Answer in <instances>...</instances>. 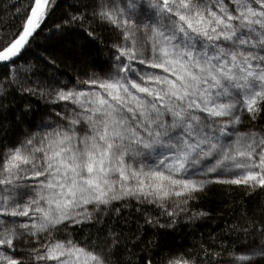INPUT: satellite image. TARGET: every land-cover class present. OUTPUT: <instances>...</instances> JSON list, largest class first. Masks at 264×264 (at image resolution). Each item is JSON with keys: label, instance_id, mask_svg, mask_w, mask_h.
Instances as JSON below:
<instances>
[{"label": "snow or ice", "instance_id": "6c2138e0", "mask_svg": "<svg viewBox=\"0 0 264 264\" xmlns=\"http://www.w3.org/2000/svg\"><path fill=\"white\" fill-rule=\"evenodd\" d=\"M66 8L0 0L15 21L0 27V264H264V210L202 255L149 231L208 216L193 202L210 185L264 195V0ZM41 36L64 38L44 68L71 60L74 78L28 59Z\"/></svg>", "mask_w": 264, "mask_h": 264}, {"label": "trees", "instance_id": "16d2710c", "mask_svg": "<svg viewBox=\"0 0 264 264\" xmlns=\"http://www.w3.org/2000/svg\"><path fill=\"white\" fill-rule=\"evenodd\" d=\"M13 2V0H9ZM65 5V10H67L66 5L71 3V0H61ZM3 19L0 20V27L8 24H13L15 21L12 19L11 13H5L0 10ZM64 38L60 36H54L52 40H46L44 36H41L38 41V45L35 48V54L29 56L28 59L31 60L37 67L38 71L44 72L45 74L55 73L61 80H69L74 78L75 72L73 71V63L71 60L60 65L57 70L54 67L44 68L42 62L39 59V54L48 48L49 51L52 50L53 45L57 42L63 41ZM97 54L94 53V56ZM102 59V57H101ZM99 64L96 65V70L99 71ZM79 71V66L76 68ZM91 71V68H89ZM63 73V75H61ZM20 101L12 106L6 119L9 124L4 125L8 127L10 125V131L7 133V141L12 142L15 139L18 129L16 128L15 122L12 120V111L20 105ZM33 113L34 115L30 119H34L35 122L39 121L42 116L45 115V110L47 105H45L43 100H38L35 97L32 98ZM5 136L0 132V141H4ZM195 207L193 211H206L209 213L208 216L197 220L195 223L188 221H183L178 223L174 228H164L159 231L152 229L150 232L155 233V239L158 240L159 245L163 249L173 248L177 245L182 246L183 249L192 252L194 255L200 253L202 255L203 249L196 247L194 245H199L202 241L210 244L213 247H219V242L221 237H227L224 243H228V239H235L236 234H229L227 229L235 224L237 221L243 220V213L245 211L252 212L253 214L259 216L261 210H264V195L259 193L250 194L248 192L240 191L236 186L231 188L228 185H210L209 190L203 194H200V199L193 202ZM127 216V212L123 213ZM139 219V214L133 211V215L128 218L127 225H123L126 229L132 228L135 230L136 221ZM142 223V221H141ZM210 237H215L216 241L210 240Z\"/></svg>", "mask_w": 264, "mask_h": 264}, {"label": "rangeland", "instance_id": "374dc122", "mask_svg": "<svg viewBox=\"0 0 264 264\" xmlns=\"http://www.w3.org/2000/svg\"><path fill=\"white\" fill-rule=\"evenodd\" d=\"M36 122H37V121H36ZM38 122H39V121H38ZM38 122H37V123H38Z\"/></svg>", "mask_w": 264, "mask_h": 264}]
</instances>
